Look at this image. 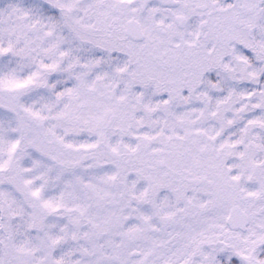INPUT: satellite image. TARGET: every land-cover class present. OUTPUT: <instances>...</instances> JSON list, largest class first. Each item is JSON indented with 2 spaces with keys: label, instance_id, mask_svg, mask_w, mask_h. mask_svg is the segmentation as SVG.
<instances>
[{
  "label": "snow or ice",
  "instance_id": "obj_1",
  "mask_svg": "<svg viewBox=\"0 0 264 264\" xmlns=\"http://www.w3.org/2000/svg\"><path fill=\"white\" fill-rule=\"evenodd\" d=\"M0 264H264V0H0Z\"/></svg>",
  "mask_w": 264,
  "mask_h": 264
}]
</instances>
